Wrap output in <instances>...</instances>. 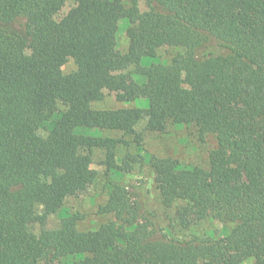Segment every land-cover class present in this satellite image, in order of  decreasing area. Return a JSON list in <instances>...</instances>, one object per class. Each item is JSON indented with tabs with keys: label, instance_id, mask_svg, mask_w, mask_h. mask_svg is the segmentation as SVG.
Here are the masks:
<instances>
[{
	"label": "trees",
	"instance_id": "obj_1",
	"mask_svg": "<svg viewBox=\"0 0 264 264\" xmlns=\"http://www.w3.org/2000/svg\"><path fill=\"white\" fill-rule=\"evenodd\" d=\"M72 1L58 18L66 0H0V264H264V0ZM161 47L184 52L143 65ZM71 50L76 70L64 75ZM130 67L144 84L124 74ZM105 90L146 99L148 132L192 124L215 136L207 169L151 160L162 205L182 228L209 222V234L171 236L143 183L111 186L102 213L114 220L94 231L66 214L57 230L29 232L95 179V150L107 171L119 170L123 141L103 134L135 135L143 111L93 109ZM58 103L65 111L43 138Z\"/></svg>",
	"mask_w": 264,
	"mask_h": 264
},
{
	"label": "rangeland",
	"instance_id": "obj_2",
	"mask_svg": "<svg viewBox=\"0 0 264 264\" xmlns=\"http://www.w3.org/2000/svg\"><path fill=\"white\" fill-rule=\"evenodd\" d=\"M72 0H66L58 18L64 16L73 6ZM145 6L140 4V10L145 11ZM129 45L126 34V23L119 22L116 30V50L124 54ZM0 46L8 47L5 39H0ZM184 51L179 47H161L156 52L155 59L143 60V65H150L153 62L169 65L171 61ZM77 53L71 50L67 55L61 57L60 67L64 75L76 70ZM23 59L26 62L31 60V53L25 51ZM135 67H130L124 74L136 83L144 84V78L135 76ZM22 91L27 88L22 86ZM148 106L146 99H138L132 102H122L118 93L103 92V99L92 104L95 110H117L125 108H140L143 111L140 121L135 126L136 134L133 136L120 133H104L108 137H115L122 140L116 150V165L118 171L109 172L103 165L104 153L95 150L92 154L91 168L96 172V177L91 183L83 184L78 191L68 197L61 210L47 217L44 223H31L28 230L34 235H40L43 231H54L59 229L62 218L66 214L78 215V231H94L105 223L114 220L110 214H103L102 208L108 199V192L113 185H132L143 183L149 191V203L158 220L168 233L176 238H183L189 235L209 234L211 226L209 222L199 223L182 228L175 219L174 210L162 205L157 189L155 176L151 168L152 159L174 160L178 169H189L198 167L207 169L210 165V154L216 148V139L213 134L201 135L195 125H171L162 133H152L146 130L149 115L145 111ZM65 111V107L58 103L47 110L48 122L44 123L38 130V135L45 138L48 134V124L56 120L57 115ZM37 214L43 212L41 207L36 208ZM242 264H252V259Z\"/></svg>",
	"mask_w": 264,
	"mask_h": 264
}]
</instances>
